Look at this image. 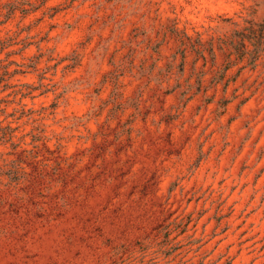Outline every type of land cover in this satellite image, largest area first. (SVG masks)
I'll return each instance as SVG.
<instances>
[{
	"label": "rangeland",
	"instance_id": "374dc122",
	"mask_svg": "<svg viewBox=\"0 0 264 264\" xmlns=\"http://www.w3.org/2000/svg\"><path fill=\"white\" fill-rule=\"evenodd\" d=\"M0 264H264V0H0Z\"/></svg>",
	"mask_w": 264,
	"mask_h": 264
}]
</instances>
